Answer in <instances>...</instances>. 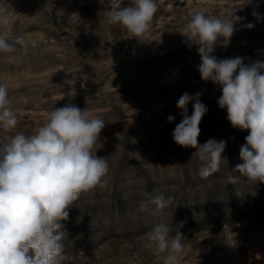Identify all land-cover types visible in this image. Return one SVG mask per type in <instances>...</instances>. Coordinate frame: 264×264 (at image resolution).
Returning a JSON list of instances; mask_svg holds the SVG:
<instances>
[{
  "label": "rangeland",
  "instance_id": "1",
  "mask_svg": "<svg viewBox=\"0 0 264 264\" xmlns=\"http://www.w3.org/2000/svg\"><path fill=\"white\" fill-rule=\"evenodd\" d=\"M156 3L151 29L140 40L107 23L108 0H0L12 19L9 40L37 43L18 62L0 53V84L8 87L16 131L32 134L52 108L69 103L106 120L96 155L107 159L109 173L103 187L80 194L62 221L65 264H164L163 254L146 247L145 234L159 223L182 234V264H264V183L235 170L249 132L230 124L217 103L222 90L201 79L197 47L179 32L195 12L220 19L235 12L242 20L213 55L264 62V0ZM185 92L202 93L207 107L198 142L226 141L227 163L206 179L195 149L172 137L182 119L176 102ZM187 107L191 115L192 103ZM229 173L239 182L229 185ZM149 194L171 196L173 203L155 216L139 211Z\"/></svg>",
  "mask_w": 264,
  "mask_h": 264
},
{
  "label": "clouds",
  "instance_id": "2",
  "mask_svg": "<svg viewBox=\"0 0 264 264\" xmlns=\"http://www.w3.org/2000/svg\"><path fill=\"white\" fill-rule=\"evenodd\" d=\"M122 3L123 0H108L107 23L125 29L129 38L141 40L150 31L158 11L156 0H130V6L125 7ZM252 15L262 18L255 11ZM241 20L235 12L227 19L195 12L179 32L188 39L190 47H197L201 79L222 90L217 103L227 110L230 124L238 130H248L246 142L239 150L242 163L235 170L257 184L264 183V62L245 64L242 57L217 59L213 55L221 39L227 46L234 25ZM11 24L7 9L0 8V53L10 54L9 59L18 62L37 43L24 36L9 40ZM247 27L254 25L249 23ZM67 95L74 97L75 93L70 91ZM201 95L185 92L180 96L176 107L182 119L172 137L177 145L195 149L192 156L201 162L199 176L206 179L227 163L222 155L226 141L198 142L199 125L207 112ZM189 103L193 108L191 115ZM11 104L7 85L0 84V131L8 134L0 137V264H65L68 257L62 243V221L68 219V209L80 194L103 187V178L109 173L107 159L96 155L106 120L69 103L52 108L44 124L32 134H25L16 131L18 118ZM167 120L171 122L174 117L169 115ZM227 182L234 185L239 177L229 173ZM172 203L171 196L149 194L138 202V208L155 216ZM145 236L146 247L155 249L157 255L163 254L164 264H182L186 245L179 230L172 235L169 225L159 223Z\"/></svg>",
  "mask_w": 264,
  "mask_h": 264
}]
</instances>
